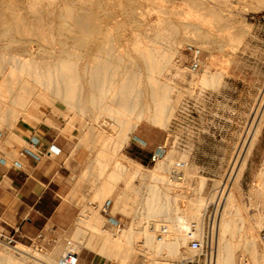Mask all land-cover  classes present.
<instances>
[{
	"label": "rangeland",
	"instance_id": "1",
	"mask_svg": "<svg viewBox=\"0 0 264 264\" xmlns=\"http://www.w3.org/2000/svg\"><path fill=\"white\" fill-rule=\"evenodd\" d=\"M11 1L19 5L21 13L18 14V16L20 15L18 17L14 12L16 10L0 11V18H8L11 22L9 24L13 25H10L9 29L0 27L1 55L3 51L12 54L22 50V47L4 48L3 45L10 43L12 39L14 42L33 41V47L29 48H38L39 43L47 48H53V46L58 48L59 45L52 42H56L58 37V33L53 30L58 26L56 17L60 13V8H54L56 6L61 7V11H65L64 13H69L80 19L84 18L83 21L87 20L84 36L88 43L96 47L91 55L86 56L81 50L75 51L78 61L75 56L70 58L72 61L68 59L75 64L72 65L73 69L74 67L78 68L81 78V81L79 78L74 79L80 87H78V90L80 89L78 96L75 98L85 101L84 104L81 103L83 106L78 105L79 110L78 108L77 111L69 109L70 106L67 103H63L53 95H46L50 97V100L49 98H46V102L42 100L39 107L31 105V112L39 116L38 118L22 116L15 123L12 120L4 121L3 118H0L1 134L13 133L16 128L27 127L28 130L53 137L63 147L61 157L63 159L70 157L74 163V187L66 198L78 207V213L73 223L68 229L59 231L50 244H42L37 241L34 245L24 246L31 252L37 250L46 254L47 257H53L55 262L69 250H73L80 253V264H90L93 260L96 264H118L113 258H105L97 252L100 241L94 233L87 236L86 245L82 246L84 239L83 236H79V239L77 237V221L81 218L82 210L87 208L103 217L104 229L118 230L117 225L114 226L111 223L112 218H115L123 229L128 228L131 223L130 217L125 216L121 211L112 214L115 200L127 189L130 180H133L134 188L140 192L137 195L133 193L132 197H138L139 201L143 199L141 193L146 190L145 186L149 184L162 186L148 176L150 175L149 170L162 160L172 163L171 168L168 169L170 173L166 172L168 177L176 175L182 177L178 185L172 186L173 193L186 195L185 198L178 197L177 202L187 205L190 203L187 202L191 197L192 201L197 197L203 198L202 204L205 203L202 207H206V210L204 207L202 208V211L205 210L202 231L209 236L212 233V238L211 236L209 238L212 250L205 246L203 253L195 257L197 253L189 248L187 240V243L181 247L183 254L181 258L159 256L156 259L162 263H172L183 259L182 257H187L191 259L189 264H209L216 250V226L213 222L215 215L218 214L216 213L218 205L214 201V197L218 196V191L226 180L234 157L238 152H242L243 139L249 130L255 110L262 101L261 96L264 94V0H82L83 2L81 0H54V3H52L53 0H49L51 3L45 0L43 4V0H31L32 2L36 1L37 3L34 2L36 5L29 0ZM40 4L45 10H42ZM53 4L55 5L51 6ZM29 5H35V8L31 6L33 11L30 10ZM46 6H49L51 12L54 11L53 16L47 13ZM204 7H209V12L204 10ZM63 8L65 9L63 10ZM37 11L40 14L42 12L44 18L53 19L52 26L46 20L44 29L43 21H38L41 18L38 16H42V14L40 15ZM132 12H136L135 18L132 17ZM34 15H37L39 19L37 20ZM197 16L200 19L198 21ZM20 17L23 20H19L21 24L18 27L16 25L18 21L15 19ZM23 21L25 25L22 24ZM51 27H53L52 36L55 37H53L55 40H51L53 39L50 35ZM197 27L201 28L210 38L206 44H198L196 40L198 38ZM39 30L46 34L41 35ZM103 36L105 37L103 38ZM107 36L110 39H107ZM63 38L66 39V37ZM172 38H176L179 44H177V51L170 67L162 74L158 72L153 74L148 71V63L143 54L150 52L152 48H156L157 51L167 48ZM103 39H105L104 42ZM45 41L48 42L47 46ZM190 44L201 45L203 50V65L198 73L191 72L185 60L184 49ZM100 47L102 50L105 47L111 48L109 50L112 54L107 48L108 52L107 50L98 51ZM46 58L48 61L57 60L55 55ZM93 60L109 65L108 76L111 75V78L115 76L112 83H115L116 80L115 87L118 91L121 82H129V84L135 82L134 85L144 93L152 90L151 79H154L153 85H157L160 81L170 83L173 87L171 101L174 102L175 107L169 122L166 125H155L151 121L144 120L130 133V137L123 147L118 149L116 154H111L115 149L113 146L116 145V141L121 139V125L118 121L121 116L111 118L104 115L101 122L94 118L99 111L94 110L92 106L97 103H91L90 89L88 88L91 76L85 71V64L88 65ZM0 65L2 68L8 67V62H3L0 59ZM206 72L213 74L208 84L201 82ZM1 76L0 74V82L3 79ZM138 82L140 85L137 84ZM81 89H83L82 95L80 94ZM144 97V94H140L141 99ZM32 107L36 108V111ZM84 107L86 111L83 112L80 108ZM99 131L102 133L100 134ZM96 134H100L101 136L97 135L100 138L104 137L99 140ZM14 137L16 138L17 135L14 134ZM1 140L2 137L0 147L3 150ZM14 141L18 145H24L20 139L16 138ZM143 141L153 145L155 149L159 145L163 146V153L160 154V157L151 161L147 159L146 148L139 146ZM105 142H109L111 147L107 144L109 147L107 149L110 152L105 150V153L100 154V148ZM99 161L105 162L106 166L102 167ZM116 162L124 166L125 171L120 170L121 177L119 179H112L113 173L119 171L116 169ZM263 162L264 122L255 147L248 158L247 166L237 184V188L241 190H239L240 193L231 186L238 204L243 206V216L249 218L250 226L254 229L249 239L243 238L239 241L242 243L235 249L234 264H264V204L262 205L263 202L255 198L256 187L259 183L258 171ZM137 163L143 165L142 172L146 173L148 179L138 176L133 178L136 170L134 164ZM203 179L205 184L204 187H201ZM105 189L110 191V194L101 202L99 195ZM171 202L175 204L174 199ZM107 203H110L109 207H107ZM128 203H132V201L129 200ZM137 207H139L138 204ZM140 207L142 206L140 205ZM176 217L177 215L171 214L163 216L162 219H175ZM237 224L240 225L239 222ZM202 231L197 233L203 234ZM187 233L184 234L188 235ZM247 233V231H243L242 235H247ZM76 245L77 247H75ZM5 246L8 245L0 236V249L3 250ZM138 247L144 252H149L141 244ZM55 251H58L57 255L53 254ZM87 254H90V258L86 260Z\"/></svg>",
	"mask_w": 264,
	"mask_h": 264
},
{
	"label": "bare ground",
	"instance_id": "2",
	"mask_svg": "<svg viewBox=\"0 0 264 264\" xmlns=\"http://www.w3.org/2000/svg\"><path fill=\"white\" fill-rule=\"evenodd\" d=\"M43 1L44 2H42V4L45 3V0ZM34 2L32 3L35 4ZM54 2L55 1L53 0L52 3ZM32 5H29V7H31ZM54 5L55 4L51 6ZM39 6H41V4ZM67 6L69 8V5ZM32 7L31 9L30 8L29 9L33 11ZM41 7L42 10H45L43 9V6ZM54 8L55 9L60 8V13H58L56 17L57 18L56 23L58 26L55 27L54 29L53 27H51L50 31L52 33L50 35L51 38L54 37L52 36L53 30H55L58 33L56 42L52 41L53 44L56 43L59 45V47L56 45L58 48L54 46L53 48L52 47L47 48L45 46H42V44L40 45V43L38 48H29L30 46L33 47L32 44L33 41L25 40L23 42H17V41L14 42L13 39L10 41V43L3 45L4 48L7 49L11 47H22V50L19 52L17 51L16 53L8 54L7 52L3 51V54L2 55L0 54V59L3 62L4 61L8 62V67L2 68V66L0 65V74L2 75L1 77L3 78L2 81L0 82V105H1L0 118H3L4 121L12 120L15 123L22 116L28 118H35V117L38 118L39 116L31 112L30 110L31 105H34L35 107H39L41 105L42 100H44L45 102L47 101L46 98H49L50 100V97H47L46 95L48 96L53 95L63 103H67L70 106L69 109L72 108L75 109V111H77V108L79 110L78 107L79 104L81 103L84 104L85 102L84 100L76 99L80 89L78 90L79 84L78 82L76 84L74 79L79 78L81 81V78L77 70L78 68L75 69L74 67L73 69L72 65L75 64L71 63L72 60L70 58L76 55L75 51L77 50L83 51L85 53V56L89 54L91 55L96 47L95 45L88 43V41L84 36V31L87 28L85 24V22L87 23L86 19H85L86 21H83L84 18L83 19L81 18L82 19L81 20L80 18H77L74 15H71L69 13H64L65 11L64 12L61 11L62 10L61 7L56 6ZM8 9L16 10L14 12L17 15L14 12H12L16 16H18V14L21 13V8L19 7L18 4H14L11 0H1L0 11L7 12ZM49 9L50 8L48 6L46 9L47 13L53 16L52 14L54 13V11L51 12V9L50 10ZM64 9L65 8H63V10ZM203 9L209 12V7H204ZM67 12L69 11L67 10ZM38 13L40 14V12ZM33 14H37V13H33ZM43 15L44 14H42V16H38L39 18L41 17L40 19L37 18V15L34 16L37 18V20L39 19L38 20L39 22L40 20L43 21V25H44L43 28L45 27L44 22H46V20L48 21V23L50 22L52 26L54 20L46 19L44 18ZM21 17L19 19H15L19 22V23L17 22L16 24L18 25V27L20 26L19 24H21V21L19 20L20 19L23 20V18ZM132 17L134 18L136 17V12H132ZM198 18L199 16H197V21L200 20ZM24 21L22 22L23 25H25ZM9 23L11 22L8 18L7 19L0 18V27L6 29L11 25ZM41 31L42 30H39V32ZM44 31L47 32V30ZM50 31H48V33H50ZM43 34L46 33H42L41 35ZM196 34L198 37L196 39L198 41V44H206L207 42L210 41V38L199 27H197ZM63 37H66L67 41L66 39L64 40ZM104 37L105 36H103V38ZM54 38L51 40H55ZM44 39L47 40V38ZM91 39H93V37H91ZM107 39L110 38H108L107 36ZM104 40L105 39H103V42ZM46 43L48 42L45 41V44ZM177 44H179L177 39L172 38L167 48L160 49V51L159 50L157 51L156 48H152L153 47L152 46L150 52L148 53L146 52L145 54H143L145 60H147L148 63V67H147L148 71L152 72L153 74L154 72H158L161 74L164 73L167 70V68H169L170 65L172 64L174 55L176 54L177 51L176 48L178 47ZM107 45L109 47V44ZM198 47L202 48L201 45H198ZM101 48L102 47H100L98 51H105L107 49L111 50V48H107V47H105V49L103 48V50ZM110 50L109 53L112 54ZM155 51H157L158 53L157 52L155 53ZM107 52L106 54H108ZM52 55H55L57 57L56 61L53 60L48 61V59L46 58ZM68 59H70L71 61H68ZM76 59L78 61V57ZM90 62L91 63H88V65L85 64L86 65L85 71L91 76L90 83L88 86V88L90 89L91 103L92 102L97 103L95 105L96 107L93 104L92 106L94 110L96 109L97 111H99L94 118L97 121L101 122L103 121L101 118L104 115H107L111 118H118L119 116H121V118H118V121L121 125V131H120L121 139L116 141V145L114 143L115 146L113 147L115 149L113 148L114 151H112L111 154L113 155L116 154L117 153L116 151H118V149L120 150L123 147V145L127 142V139L130 137V133L133 132V130H135L144 120L151 121L155 125H166V123L169 122V120L173 115L174 107H175L174 102L171 101L172 100L171 94L173 91V87L170 83H164L160 81L157 85H153L154 79H151L150 83H152L151 84L152 90L150 92L144 93V91H142L139 87L134 85L135 82L133 84L132 82L130 84L129 82H124V83L121 82L122 84L120 83L121 85L119 86V91H118L116 90L115 87L116 80L115 83H112V81H114L115 76L112 78L111 75L108 76L109 65L96 60ZM212 76L213 74H210V72H206V74L204 73L201 82L208 84L212 79ZM137 84H139V82ZM82 90L83 89H81L80 91L81 95L83 94ZM140 94H144L145 96L144 99L140 98ZM261 97H262V101L259 104V106L256 108L255 115L250 122L249 130L247 134H245L246 136L243 139L242 152H238L234 157L230 171L226 177V180L222 184L220 191H218L219 192L218 196L217 197L213 196L214 201H216L218 205L217 206L218 210L216 212L218 214L215 215L213 222L214 226H216V231H215L216 250L209 264H234L235 249L240 247L242 243V242L239 243V241L243 238L249 239L251 237V234L254 232L253 227L250 226L248 220L249 218L247 219L244 217L245 215L243 216V210H244L242 208L243 206L241 207L238 204L235 192L231 189V186L235 187L238 193H240L239 192L240 189L237 188V184L241 179L243 171L247 166L248 158L255 147L256 141L260 135V131L264 122V94ZM80 110L84 112L86 111V108L85 107L80 108ZM101 133L102 132H100V134ZM100 134H96V136L97 135L101 136ZM98 138L99 140L102 139L100 137ZM106 142L103 145V147L101 146L102 148H100L99 151L100 154L105 153V150L107 151L109 150L107 148L111 147L109 145L110 141L108 143ZM107 144L109 145V147H107L108 146ZM54 146H55L54 149L56 151L60 149L56 145ZM159 151L160 153H157V158L160 157L161 153H163V147H160ZM108 152H110V150ZM99 163H101L102 167L106 166L105 162L103 161H99ZM171 164H172L171 162L166 163L165 161L160 160L155 167L149 170L150 175L148 176L152 177V180L159 182L162 186L158 184H149L145 186L146 190L143 191V193H141L143 198L142 201H139L137 196H136L137 198L132 197L133 193H135L136 195L137 193H140L137 192L138 190L134 188L132 182L133 180L132 181L130 180L128 182L127 189L124 190V192L118 198H116L114 206L112 207V214H116L117 211H121L125 216L130 217L131 223L128 228L123 229L121 226H116L114 224V221H116V219L112 218L113 221H111V223L114 226H116V228L118 227V230L114 231L110 229H104L103 228L104 220L101 215H99L97 212L93 213L87 208L82 210L81 218H79L76 225V232L78 239L79 236H83L84 239L82 241V246L86 245L85 239L87 238V236L90 233H94L100 241L97 252L105 258H113L114 260L117 261L118 264H172L173 262L172 263H162L161 261L159 262L156 259V257L162 256L166 258L167 257L178 258V259L181 258V256L183 255L181 252V247L185 245L188 240L187 235L184 233L186 232L189 233L191 230H195L196 232L202 231L204 227L203 225H204V215H205L206 207L203 206L205 210L202 211L203 208L202 205L205 203L204 202L202 204L203 202L202 197H197L193 201H192V197L189 198L190 201H188L187 203L189 202L190 203L189 204L186 203L187 205H185V203L183 202L182 203L177 202L178 197L185 198L186 195L172 192V186L178 185L180 180H182V177L178 175L172 177L167 176L166 172L169 171L168 169L171 168ZM134 165L136 167V170L134 172L133 178L138 176L143 179H146L147 178V175H145L146 173L143 174L142 172L143 166L139 163ZM116 169L119 171L113 173L112 179H119L121 177L120 170L125 171L124 166H122L118 162H116ZM258 178H259L258 180L259 183L258 186L256 187L255 198L259 199L260 202L262 201L263 202L262 205H263L264 204V162L258 171ZM201 184H202L201 187H204L205 184L204 179L201 181ZM109 194L110 191H108L107 189L102 191L99 195V201L102 202L103 200H105L106 197L109 196ZM173 199L175 201V204L171 202ZM129 200L132 201V203H128ZM259 200L257 201L259 202ZM137 204L139 205V207L140 205L142 207L140 208L137 207ZM201 211L204 213L202 214ZM171 214H175L177 215V217L175 219H171V218L162 219L163 216H169ZM238 222L240 223V225L237 224ZM258 225L260 226V224ZM164 231H166V234L162 238V241H159V236H157V234L160 233L161 235H163ZM243 231L244 232L247 231L248 232L247 235L244 234L243 236L242 235ZM211 234L210 236L212 238ZM214 238L215 237L213 236V239ZM139 244H141V246L144 247L145 249L149 250V252L146 251L144 252V250L138 249ZM19 246L20 245L12 248H10V246L9 247L5 246L3 250H1L2 249L1 248L0 264H58L59 260L55 262L52 259L53 257L51 258L47 257L45 256L46 254L44 255L43 253L37 250L31 252L30 249L26 248L24 245H22L21 247ZM75 247H77V245ZM182 258L184 259L187 257H182Z\"/></svg>",
	"mask_w": 264,
	"mask_h": 264
},
{
	"label": "crops",
	"instance_id": "3",
	"mask_svg": "<svg viewBox=\"0 0 264 264\" xmlns=\"http://www.w3.org/2000/svg\"><path fill=\"white\" fill-rule=\"evenodd\" d=\"M14 134L24 142L23 146L14 143ZM32 138L40 139L38 149H31ZM1 143L0 233L14 236L22 245L37 241L50 244L59 231L70 227L78 213L77 205L66 199L74 187V163L70 157H61L63 147L56 139L27 127L16 128L12 134L3 133ZM143 143L139 146L146 148L145 156L150 161L160 153V145L155 149ZM51 145L59 147L61 153L44 155ZM29 149L31 153L26 154ZM85 258L89 259L90 254Z\"/></svg>",
	"mask_w": 264,
	"mask_h": 264
},
{
	"label": "built area",
	"instance_id": "4",
	"mask_svg": "<svg viewBox=\"0 0 264 264\" xmlns=\"http://www.w3.org/2000/svg\"><path fill=\"white\" fill-rule=\"evenodd\" d=\"M184 56H185L186 62L188 63V69L191 72L198 73L199 71H201L202 65H203L202 48L196 45L190 44L184 49ZM1 137H2V134L0 133V139ZM39 146H40V139L32 138L30 141L31 149L33 150L38 149ZM54 147H55L54 145H51L47 150L44 151V155L46 156L59 155L61 153V150L59 149L58 151H56ZM30 151L31 150L29 149L28 151H25V153L30 154L31 153ZM156 158H157V155L153 157V160H155ZM109 206H110V203H107V207ZM111 221L113 220L111 219ZM114 224L117 226H120V224L117 221H114ZM163 233H164L163 235L161 234L159 235V241H162V238L166 234V231H164ZM0 236L5 240L6 244L10 247H16L18 245L17 240L14 236H6L1 233H0ZM187 236H188L189 248L193 252L197 253L195 257L203 253L205 246L212 250V245L211 243H209V234L206 235L205 232H203V234H198L195 230H191ZM263 242H264V236H263ZM190 261L191 259L184 258L181 260H176L172 264H189ZM80 263H81L80 253H77L76 251H73V250H69L58 261V264H80ZM90 264H96V263L93 260ZM109 264H113V263H109Z\"/></svg>",
	"mask_w": 264,
	"mask_h": 264
}]
</instances>
